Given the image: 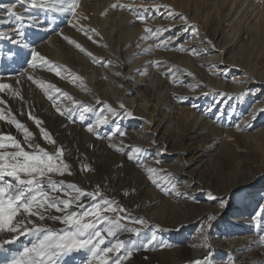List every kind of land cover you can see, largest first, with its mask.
Segmentation results:
<instances>
[{"label":"bare ground","instance_id":"6f19581e","mask_svg":"<svg viewBox=\"0 0 264 264\" xmlns=\"http://www.w3.org/2000/svg\"><path fill=\"white\" fill-rule=\"evenodd\" d=\"M36 2L50 11L49 14L45 11L46 16L33 20L32 15L27 16L28 9L17 6L19 3L0 0V14L17 6L15 10L22 11L24 19L32 22L28 25H32L37 32L36 35L30 33V36L25 32V25L15 18L0 15V20L11 19V23H0V35L11 38H0V52L5 55V51L13 50V47L20 50L21 47L25 53L31 52V56L39 53L44 57L43 63L37 58L35 61L32 59V65L52 64L60 68L59 75L54 73L50 79H41L34 70L20 69L26 63L20 61L18 68L8 71L12 73L9 77L0 80V83L10 85V88L0 91V110L4 106L5 94L13 89L12 79L33 74L30 84L24 85L17 96L21 95L20 98L32 106V112L36 111L33 106L37 103V109L51 123V131L63 133L66 121L76 143L93 144L99 155L107 153L116 158L111 163L103 157L93 160L101 184L109 186L113 196L125 195L128 200L133 198L144 212L153 210L150 215L154 211L160 215L166 209L161 202L165 197L164 191L169 188L174 190L178 200L173 203L167 199L168 208H173L168 217L147 214L145 222L128 223L139 229L140 234H126L124 237L140 236L138 239L145 241L138 244L140 247L149 246L145 233L156 236L149 248L158 247L160 252L149 264H176L184 257H193L201 262L207 252L200 245L192 250L185 234L191 233L189 225L205 218L207 213L217 211L223 196L231 202V218L220 231L229 235L240 231L245 234L264 227V0ZM68 3L75 4V14L59 11L60 6ZM113 5L116 7L113 8ZM22 6H27V2ZM39 8L42 7H36L35 12L42 11ZM59 20L61 23L57 25ZM65 23L67 25L64 26ZM181 25L182 30L177 35L173 34V29ZM186 34L183 41H178V47L171 45L170 50L168 47L165 49L166 43H172L179 39L178 35L181 38ZM34 38L37 40L34 41ZM166 38L167 42H164ZM77 40L85 45L79 44L78 48V43H73ZM110 63L112 65L108 67ZM128 63H131L130 67L122 72V67ZM132 78L144 82L135 88L129 87L127 81ZM41 80L43 83H40ZM34 86L45 95L43 98L34 91ZM28 93L34 98L27 97ZM56 93H66L65 96L76 103L84 100L92 109L105 104L107 118L120 113L116 116H120L126 124L125 128L128 127L124 131L126 141L120 144L108 139L105 143L100 131L98 135L75 131H82V128L74 122L67 109L61 111L62 118L50 108L61 107L59 99L47 100ZM121 104L124 109H121ZM108 106L114 112L109 111ZM125 112L131 115H125ZM14 115L5 116V124L14 118L31 134L37 130L34 124L28 125L27 121L23 124L20 121L22 117ZM53 122H56L55 126ZM128 123L131 125L127 126ZM6 130L23 141L26 139L24 130L18 129L14 123H9ZM66 139L60 135L59 144H65ZM132 144L145 153L155 152L154 162L149 163L146 169L134 165L138 161L136 156L120 160L118 149L121 151L125 145ZM32 145L36 146L35 143ZM168 146L171 149L166 151ZM167 153L174 154L166 156ZM163 157H169L171 162H156ZM206 161L219 168L221 176L217 181L200 175L196 177L189 170L193 163L203 165ZM133 169L136 175L131 179L129 174ZM153 175L160 177L165 189L160 187L157 192L159 185L153 180ZM174 181L180 183L174 184ZM136 187L138 192L135 193L132 188ZM75 195L73 191H66L59 198L70 199ZM184 198L187 200L184 201ZM261 202L263 205H260ZM177 203L186 206L184 213L174 211ZM76 209L74 201L65 212ZM102 224L98 222V227ZM201 231L207 246L204 225H201ZM174 240L179 242L176 247H166ZM247 243V240H239L232 250L229 248L227 253L231 258L227 264H264V246L259 247L260 242L256 239L250 242L252 247H246ZM228 246L223 242L220 253L215 256H223ZM243 248L249 251L246 259L233 258ZM135 263L139 264L138 261Z\"/></svg>","mask_w":264,"mask_h":264},{"label":"rangeland","instance_id":"374dc122","mask_svg":"<svg viewBox=\"0 0 264 264\" xmlns=\"http://www.w3.org/2000/svg\"><path fill=\"white\" fill-rule=\"evenodd\" d=\"M16 3H19L17 6L20 9H28L27 12V16H31L34 17L33 20H37L35 18L41 16V15H45V11L46 13L49 14V9L46 8H39V12H35L36 7H32L31 6V1L29 0H23V3L21 2V0H13ZM25 2H27V6H22ZM30 4V5H28ZM37 4H40L37 2ZM17 6H14L15 8ZM17 9V8H16ZM2 9L0 8V11ZM32 10V11H31ZM17 13L19 12L20 14H22V11H17L15 10ZM32 12V13H31ZM34 12V14H33ZM38 13V14H37ZM44 13V14H43ZM0 15H6V11L5 13H1ZM40 19V18H39ZM32 22L27 21L26 19H24L23 23L21 25H25V32L28 33L30 36V33L33 34H37V32L32 28V25H28ZM57 25H59L61 22L60 20L57 21ZM67 25L66 23L64 24V26ZM29 27V28H28ZM56 27H60V26H56ZM182 30V25L181 27H176L175 29H173V34L177 35L178 31ZM188 34V33H187ZM184 35L183 37L180 38L181 35H178L179 39H175L172 43H166V45L164 46L165 49L166 47H168L167 49L170 50L171 45L173 46V48L178 47V41H183L185 39V37L187 36ZM169 35V34H168ZM34 41H36L37 39L34 38ZM24 41H26V38L24 39ZM78 43L81 46L85 45L84 43H82L80 40H77ZM167 42V38L164 40V42ZM0 42H2V40L0 39ZM32 45H35L34 43L31 42ZM18 45H24L23 43H19ZM91 52H93L92 54L94 56H98L96 54L95 51L90 50ZM5 55L3 54V51L0 52V80H4L6 79V77L10 76L12 73L8 72L9 70H11L12 68H18L20 61H24V65L21 68H24L26 70L30 69V70H34V72L36 74H38L41 79L45 78V79H50L52 77V74L57 73L58 70H60V68H57L56 66L52 65V64H39V65H35V67H33L32 65V56L30 54H32L31 52L25 53V50L23 48L20 47V50L13 47V50L10 49L9 51H5ZM43 63V61H41ZM3 64H5V67H1ZM112 63H110L108 65V67H111ZM131 63H128L127 65H124L122 67V72L126 71L129 67H130ZM104 66V65H102ZM4 68V69H3ZM59 72V71H58ZM33 74H25L24 76L22 75V77L20 78H13L12 81H14L12 83L13 89L6 93L4 96V102H3V109L0 110V113H2L4 116H12V114H15L14 117L17 116V118L22 117L21 118V122L23 124L29 123L30 124H34V126L37 128V130H35L32 133V136L28 139H25L24 141L21 140L20 138H18V136L14 133H7L6 128L9 127V123L4 122V120H0V142L4 143L6 146L3 149H0V153H11V152H15L17 151L16 148L11 146V141L7 140V137L10 135L11 137H14L16 141H19L21 146L23 147V149L25 151H28L30 153L32 152H39V149H44L47 152H49L50 154H53L54 156L60 152V150L62 149V156L60 157V160L57 161V163H64L68 165V168L64 170L63 175L59 174V173H50L49 176H51V178L57 182L63 181L65 185L71 184V185H75L76 187L82 189L85 193L87 192H97V196L96 199L93 200L91 197H88L86 195L81 196L79 202H75V205H77V209L74 210L78 213V218H79V214L82 213L83 211L89 209L93 204H100L101 207L104 209L106 206L103 204V200L107 199V200H111V201H115L116 204L113 206H117L118 207V211L113 213V212H107L104 211L101 208V215L104 216H109L112 218H115L117 216L121 217L120 219V223L121 225H123L125 228V230L121 231V232H117L116 236L114 237H110L108 236V234H106V231H102V236L105 239V244L100 245V248H106L109 246H113L115 241L117 239L119 240H123L126 242V247L128 248H134L135 250H133L131 257L124 259V249L121 248L119 250V252H112V253H108L107 256L105 257V259L108 260V264H112V261L115 259L116 256H121V264H136L135 262H139V264H149L150 262H152L154 260L155 255H159L160 249L158 247H154V246H150V244H148L149 246L143 248V247H136L133 246L131 243H129L131 240H136L137 244H140L145 242L143 241V239H138L140 236H138L137 238L135 237H131V238H127L125 239V235L126 234H134L133 232L130 231V229L134 228L129 224H140L141 222H145V218L147 216V214H151L153 213V210L149 212H144V210L142 208H140V205L138 206L137 202L133 200V198L131 199H127L125 195L123 196H113V194L110 192L111 189H109V186H105L104 183L101 184L98 173L95 171V168L93 166V160L95 158L98 157H103L106 158V161H108V163L113 162L114 160H116V158L112 155H109L107 153H102V155H99L94 149L93 144L87 145L86 144H79L76 143L75 140L73 139V135L68 131L69 125L66 123L65 121V127H64V131L63 133H61V131L58 132V134L54 131H51L50 128L52 127L51 123L46 120L44 113L40 110H38L37 108H39L37 106V103L33 106L36 107V113L31 111L32 106L25 102V100L23 98H20L21 95L17 96V92H21L22 91V87L24 85L30 84L31 79H29V77H32ZM120 76V75H118ZM230 80V77H227ZM232 78V77H231ZM8 80H11L9 78H7ZM144 82V80H139L137 78H132L130 80L127 81L128 86L130 87H137L140 83ZM40 83H43V80L40 81ZM38 84V83H37ZM34 91L37 92L38 94H40L42 96V98L45 95H42L40 93V90L37 87H33ZM54 97H52V99L50 100L49 98H47L48 101H52L54 99L56 100H60L61 103V107H59L60 111H57L56 107H52L50 106V108L52 110H54V113H56L57 116L61 115V111L63 109H67L68 112L73 116L74 122H77L78 125L82 128V131L80 130H75L78 132H86V133H90L87 128L89 125H92L96 132L99 133V131L102 133V136L104 138V142L106 143L108 139H112L113 141L116 140V142H119L120 144H122L126 141V133H124L125 129H127L128 127L125 128L126 124H123V121L121 120L120 116H116L115 114H113L111 116V118H107L109 123L108 124H97V119H103L105 117H109V115L107 116L105 113L108 112L107 109H104L105 104H100L97 105L95 107H93L92 111L90 112H85L84 113V119L82 121H80V114L81 112H83V108L86 106H90V104L86 101H81L79 103H76L75 101L72 100L71 97H66L64 95V93H60V94H52ZM6 96H7V101L6 100ZM27 97H31L32 99L34 98L30 93L26 94ZM36 98V96H35ZM107 100V99H106ZM110 101H111V97H110ZM112 104V103H111ZM104 105V106H103ZM113 105V104H112ZM2 108V105L1 107ZM92 108V107H91ZM103 108V109H102ZM73 110V112H71ZM29 114H31V116L35 117L36 119L40 120L42 123L41 125H39L41 128L46 129L49 133H50V139L54 140L55 143H50L49 140H46L43 138L42 133L40 132V128L38 131V127L37 124L35 123V121L33 119L30 118ZM20 115V116H19ZM24 115V116H23ZM214 115V112H213ZM62 116V115H61ZM63 118V116H62ZM80 123H79V122ZM53 125H56V122H53ZM131 124L128 123L127 126H130ZM117 126H119L120 129H122V133H118L116 131ZM60 135H63L64 137H66V143L65 144H59L58 142V138ZM91 135H94L93 133H91ZM82 136H85L82 134ZM94 137V136H92ZM125 140V141H124ZM35 143L37 147H29V144H33ZM108 143V142H107ZM135 148H137L136 145H125L121 151H118V154L120 155V160L123 161L124 158H128V157H133L136 156V159L138 157V161L137 163L135 162L134 165L138 166L139 168L143 167V168H147L149 163L154 162V158L156 157L155 152L154 151H150L145 153V151H142V153H135ZM169 149H171V146L166 147V151H168ZM165 151V152H166ZM144 152V153H143ZM42 155V153H39ZM107 154V155H106ZM174 154V153H173ZM173 154H166V156H170ZM191 156V154L189 155ZM188 157V156H187ZM115 158V159H114ZM160 158V157H159ZM164 159L162 160H157L158 162L162 161L163 163H168L171 162V160L166 157H163ZM132 159V158H131ZM128 160V159H127ZM156 161V162H157ZM3 163V162H0ZM107 163V164H108ZM134 167V166H133ZM200 169V170H199ZM218 167L215 166L212 162L210 161H206L203 165L202 164H198L197 162L193 163L190 167L189 170L193 171L194 175L197 176H203L206 177L207 180H212V181H217L218 178H220L221 174L218 171ZM135 170L133 169L130 174L129 177L131 179H133L135 177ZM156 176V175H155ZM153 175V180L158 183L159 186H157V192L158 189L160 187H162L163 189H165L164 186V182L160 180V177H155ZM21 178L22 179H28V177L21 173ZM38 179H41V181L44 183L45 185V190L49 191V195L50 196H60L62 195V193L66 192V191H73L75 192L73 189H64L62 191L59 192H51V190H49L47 188V178L48 177H37ZM129 179V178H128ZM5 181L7 182H11L15 185L16 181L14 178H9L7 176H5ZM160 181V182H159ZM179 184V181H174V184ZM4 184V181H0V186H2ZM174 185L172 184L171 187H173ZM22 188L25 186H21ZM137 189V190H136ZM16 191H19V189H16ZM133 192H138V188H132ZM166 191V193H165ZM164 191V196L163 199L161 200L162 204H165V210L162 214H157L154 211L153 215H150L152 217H159L161 216V218H165L166 216L168 217L169 212L171 213L173 208H168V205L166 204L167 199L172 200V202L174 203L176 200H178L175 197V192L172 189H167ZM264 192V191H263ZM76 193V192H75ZM33 193H29L28 195H31ZM77 194V193H76ZM5 199H7V194L5 195ZM187 200L184 198V201ZM221 202L220 203V207L217 211H211L209 213H207L205 218L202 219H198L197 221H195L193 224L189 225L190 226V230L189 232L191 233H186L185 236L188 239V243L190 244V246L193 249H197L199 247V245L201 247H204V250L206 253V255L201 259L200 264H217L218 262H222L223 264H227L228 259L231 258V255H229L228 250L230 248V250L233 249V247L238 243V241L242 240V241H246L247 240V244H245L246 247H252V245L250 244V242L252 241V239H256V241L260 242L259 247L264 246V233H262V230L264 229V227H260L261 229H254L255 231H250V232H245V234H242L243 231L240 232H233V235H229L228 233H225L223 231H220V228L224 226V224H226L228 222V219L231 218V210H230V205L231 202L228 198H226L225 196H223L220 199ZM261 201V200H260ZM263 202V201H262ZM262 202L260 203V205L262 204ZM20 203H23V201H21ZM79 204L84 205V208H80ZM217 205V204H216ZM263 205V204H262ZM186 208V206H184V204H176L174 211L179 210L180 212L182 211V213H184L183 208ZM257 207V206H256ZM255 210H258L255 208ZM35 211V209H34ZM41 214L45 215V219L43 221H41L39 219V216H31L28 213L24 212L23 209L21 208L20 211L18 212V214L14 217L13 219V223H16L17 221L24 219L25 223L22 226L21 231H23V234H18V233H12L9 232L7 230V228L4 229L3 232H0V264H5L6 260H10L13 256L17 255L18 253L22 252L23 249L25 247H31L32 244L37 242V237L32 235L29 231H25V229H32L33 227H44V228H50L52 230H54L57 233L62 234V230L65 228H68L70 226L64 225L61 220H52L49 219L48 216H58V217H63L64 215H66L67 213L70 212H58L55 208H51V209H41L40 210ZM166 213V214H165ZM171 216V215H170ZM135 218H139V222L135 221ZM94 219V217L92 215L85 217L84 218V222H91ZM133 222V223H132ZM185 223V222H184ZM233 224V223H232ZM128 225V226H126ZM201 225L205 226L206 228V232H207V239H208V244L207 246L205 245L204 242V238L201 237L200 233L201 231ZM148 224H147V229H148ZM100 229H103L106 227L105 224H102L101 226H99ZM98 227V228H99ZM123 227V228H124ZM127 229V230H126ZM186 230V229H185ZM183 230V231H185ZM263 235H262V234ZM142 235V234H141ZM247 235H251L252 237H249ZM151 236V233H145V237L143 236V238H145L147 241L149 240V237ZM123 239H122V238ZM99 239V238H97ZM198 239V240H197ZM260 240V241H259ZM143 241V242H142ZM146 241V242H147ZM197 242H198V246H197ZM227 243V245H229L228 247L225 248V253L223 252V256H215L217 254H219V248L222 245V243ZM178 240H174L171 241V244H169L170 249L174 248L177 246L178 244ZM220 245V246H219ZM147 252H150V254H148ZM192 252V251H191ZM249 251L246 250L245 248L242 249L240 254H234L233 258H237V259H241L242 261H244L246 259V257L248 256ZM161 258V257H159ZM252 258V257H251ZM134 259H137L135 262L133 261ZM196 258H190V257H184L182 259H180L176 264H193L194 261H196ZM255 261V259H254ZM60 264H100V260L98 258H94L92 256V253L88 251L87 248H81L78 250H73L70 253H68L66 256L61 257L60 260Z\"/></svg>","mask_w":264,"mask_h":264},{"label":"snow or ice","instance_id":"6c2138e0","mask_svg":"<svg viewBox=\"0 0 264 264\" xmlns=\"http://www.w3.org/2000/svg\"><path fill=\"white\" fill-rule=\"evenodd\" d=\"M21 2L23 3V0H21ZM31 6L43 7V5L37 4L36 0H31ZM112 7L115 8L116 5H113ZM74 8V3H68L66 6H60L59 11L75 14ZM6 15L10 18H15L18 23H23L24 21V14L17 13L14 7L7 9ZM0 23H11V19L0 20ZM0 38L11 39L10 37L3 35H0ZM76 46L78 48L80 47L79 44ZM37 58L44 61V57L40 56L39 53L32 55L33 61ZM33 67H35V64H33ZM57 75H59L58 71ZM29 79H31V77H29ZM77 79H79V77H77ZM8 88H10L9 84L0 83V91ZM65 95L67 94L65 93ZM49 99L51 100L52 97L49 96ZM120 107L121 109L125 108L123 104H121ZM108 108L109 111L114 112V110L111 109V106H108ZM57 111H60V109L57 108ZM90 111H92L91 106L84 107L83 112L80 114V119L83 120L84 113ZM124 114L131 115L130 112H125ZM115 115H120V113H115ZM29 116L35 121L37 126L41 125L42 122L40 120L31 116V114H29ZM3 119H5V116L0 113V120ZM9 123H14L18 129H23L26 139L32 136V134L14 118L10 120ZM108 123L109 121L107 117L97 119V124L106 125ZM87 130L94 135H98L92 125H89ZM116 131L122 133V129H120L119 126H117ZM40 132L44 139L49 140L50 143H55L54 140L50 139V133L46 129L40 128ZM7 140L11 141V146L16 148L17 151L0 153V162H3L0 163V181H4V184L0 186V232H3L4 229L7 228L9 232L23 234L21 229L25 223L24 219L13 223L14 217L18 214L21 208L31 216H39V219L43 221L45 215L41 214V209L55 208L58 212H64L66 209L71 208L74 201L78 203L81 196L86 195L93 200L96 199L97 192L85 193L75 185H65L63 181L57 182L49 176L50 173H59L63 175L64 170L68 168L67 164L57 163L62 156V149L55 156L44 149H39V152L30 153L25 151L20 142L16 141L14 137L8 136ZM5 146L4 143L0 142V149L5 148ZM29 147H33V145L29 144ZM35 147L38 148V146ZM142 151L143 150L139 147L135 148V153H142ZM39 153H42V155ZM129 158L131 159L132 157L130 156ZM149 171L153 170L149 169ZM21 173L25 174L28 179H22ZM5 176L14 178L16 181L15 185L11 182L5 181ZM37 177H48L46 181L47 188L53 193L62 191L66 188L73 189L77 194L70 197V199H60L58 196H50L49 191L45 190L44 183ZM22 185L25 187L22 188ZM16 189H19V191H16ZM29 193L33 194L28 195ZM6 194L7 199H5ZM21 201H23V203H20ZM103 204L106 206L103 209L104 211L113 213L118 211V207L113 206L116 204L115 201L105 199L103 200ZM79 207L84 208V205L79 204ZM90 215H92L94 219L91 222H84V218ZM48 218L52 220L62 219L63 224L70 227L63 229L62 234L44 227L25 229V231H29L32 235L37 237V242L32 244L31 247H25L22 252L13 256L10 260H6L5 264H60L61 257L66 256L73 250L81 248H87L94 258L100 260V264H108V260L105 259L108 253L114 251L119 252V250L123 248V258L127 259L131 257L133 250H135L134 248L130 249L126 247V242L119 239L115 241L113 246L100 248V245L105 244V239L101 234L102 231H106L108 236L114 237L116 236L117 231L124 226L121 225V217L119 216L112 218L101 215V205L98 203L93 204L89 209L80 213L79 218L76 211L67 213L62 218L58 216H48ZM135 221L139 222V218H135ZM98 222L105 224L106 227L103 229L98 228ZM130 231L136 235L140 234V230L137 228H132ZM155 240L156 236L153 235L147 243L151 244ZM129 243L133 246L139 247L136 240H131ZM112 264H121V256H116L112 261ZM193 264H200V261L196 260Z\"/></svg>","mask_w":264,"mask_h":264}]
</instances>
